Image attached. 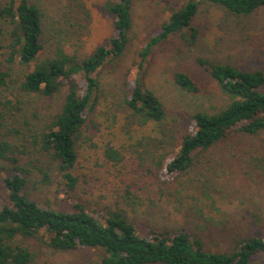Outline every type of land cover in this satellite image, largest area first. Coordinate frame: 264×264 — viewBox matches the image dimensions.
<instances>
[{
	"label": "rangeland",
	"instance_id": "1",
	"mask_svg": "<svg viewBox=\"0 0 264 264\" xmlns=\"http://www.w3.org/2000/svg\"><path fill=\"white\" fill-rule=\"evenodd\" d=\"M7 2L0 0L2 5ZM33 2L42 12L41 58L52 56L59 39L69 51L78 48L81 55H90L116 35L111 17L103 10L104 0ZM183 3L132 0L129 42L121 57L101 69L102 91L77 145L75 191L67 192L52 173L51 182L42 184L36 168L47 165V160L28 146L36 168L28 177L26 193L43 208H56L64 200L68 205L80 203L98 216L121 210L140 235L155 229L186 230L206 251L229 252L238 239L264 238V130L252 136L233 135L206 152L195 153L190 168L177 175H166L158 161L174 156L184 134L193 133L192 114H212L227 103L218 85L199 67L197 57L264 72V6L249 15H234L218 5L201 3L193 22L197 37L192 43L185 40L187 35L177 33L155 46L141 77L164 104L166 117L161 123L144 124L124 103L134 83L138 53ZM10 28L3 26L4 31ZM28 70L15 65L12 83L0 90V95L19 102L12 116L0 118V137L17 139L7 133L12 128L20 132L19 139L28 138L63 103L65 89L53 97L22 91L19 85ZM177 71L189 74L200 91L181 90L174 82ZM79 80L84 87L83 79ZM107 146L119 153L117 164L104 157ZM1 198L0 185V206ZM17 242L35 255V264H98L101 256V251L88 247L53 250L42 232L19 237ZM251 264H264V260L256 257Z\"/></svg>",
	"mask_w": 264,
	"mask_h": 264
},
{
	"label": "trees",
	"instance_id": "2",
	"mask_svg": "<svg viewBox=\"0 0 264 264\" xmlns=\"http://www.w3.org/2000/svg\"><path fill=\"white\" fill-rule=\"evenodd\" d=\"M201 3L218 5L234 15H249L264 6V0H184L138 53L134 83L124 103L131 115L144 124L161 123L166 110L154 91L145 86L141 77L143 64L153 48L171 35H187L184 38L188 43L196 39L193 22ZM131 6L132 0H104L103 10L111 17L116 35L90 55H81L78 48L69 51L66 42L59 39L52 56L41 58L44 31L39 7L33 0L0 4V90L12 83L15 65L29 69L19 85L25 93L53 97L66 90L60 109L47 118L40 130L19 139L20 132L11 128L7 133L17 139L0 137V264H35V255L17 238L40 232L53 250L88 247L101 251L98 264H251L260 256L264 260L262 237L238 239L229 252H209L186 230L155 229L140 235L121 210H107L98 216L80 203L68 205L63 200L56 208H43L28 197V177L36 168L28 146L47 160V165L36 168L42 184L51 182L52 173L67 192L75 191L79 181L73 173L78 162L77 145L102 91L101 69L108 61L121 57L129 42ZM6 24L11 27L9 31L3 30ZM196 61L218 85L227 103L215 113L191 115L193 133L184 134L174 156L158 161L166 175L185 172L195 153L206 152L233 135L252 136L264 130V72L213 63L204 57ZM174 82L187 93L200 91L199 84L186 72H175ZM18 103L13 96L0 95V118L12 116ZM103 154L113 164L120 161L119 153L111 146Z\"/></svg>",
	"mask_w": 264,
	"mask_h": 264
}]
</instances>
